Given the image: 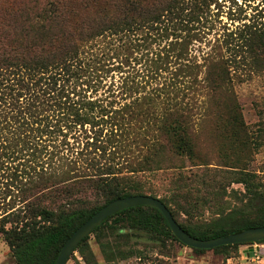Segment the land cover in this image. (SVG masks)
<instances>
[{"label":"trees","instance_id":"16d2710c","mask_svg":"<svg viewBox=\"0 0 264 264\" xmlns=\"http://www.w3.org/2000/svg\"><path fill=\"white\" fill-rule=\"evenodd\" d=\"M259 4L209 39L217 0H0V235L14 264H54L132 196L161 200L197 240L264 227V171L251 167L264 128L250 131L234 88L237 71L264 75ZM107 229L181 244L151 207L90 235ZM90 235L74 251L86 264ZM240 246L189 249L227 260Z\"/></svg>","mask_w":264,"mask_h":264},{"label":"rangeland","instance_id":"374dc122","mask_svg":"<svg viewBox=\"0 0 264 264\" xmlns=\"http://www.w3.org/2000/svg\"><path fill=\"white\" fill-rule=\"evenodd\" d=\"M261 1L217 0L219 10L214 5L212 9L213 13L218 11L219 16L217 22L213 23L215 29L211 31L212 33L208 38L213 39L215 33L219 32L218 29L222 25L226 27L233 26L230 20L240 14V9L244 11L242 16L250 14L254 7L260 5ZM230 14L234 15V17H230ZM201 46L204 47L203 44ZM197 54L201 58V54ZM198 61L200 60L198 59ZM234 88L242 107L244 121L250 131H256L259 124L264 128V75L248 76L244 72L237 71L234 75ZM209 151L210 156L213 155V162H215L212 149L210 148ZM258 152L251 163V167L254 170L264 171V147L260 148ZM184 165L189 167L190 163L186 161ZM233 188L242 189L239 185H235ZM162 196L163 192H160L158 197ZM204 217L209 219L210 215L206 213ZM178 221L183 222L184 217H180ZM119 227L122 228L123 226ZM124 232L130 231L126 229ZM115 239V237L111 236L108 229L90 235L87 243L94 256V264H264V244L242 245L238 248L236 257L226 260L223 256L212 251L200 255L195 254L188 247L182 246L164 236L158 238L150 235L133 234L129 239L123 241L118 240L116 242ZM100 244L104 245V250ZM250 246L253 247V256L248 255L249 253L247 252ZM0 264H14L9 248L4 243L1 235ZM66 264L86 263L78 252H74Z\"/></svg>","mask_w":264,"mask_h":264},{"label":"water","instance_id":"95a60500","mask_svg":"<svg viewBox=\"0 0 264 264\" xmlns=\"http://www.w3.org/2000/svg\"><path fill=\"white\" fill-rule=\"evenodd\" d=\"M135 207H151L158 210L167 222L172 234L184 246L192 249L212 250L220 246L254 244L264 240V227L246 230L236 234L211 240H197L190 237L174 220L166 206L157 198L151 196H132L115 200L93 215L87 222L81 225L65 242L54 264H66L77 246L88 237L104 220L114 214ZM248 255L253 256V247L247 250Z\"/></svg>","mask_w":264,"mask_h":264}]
</instances>
